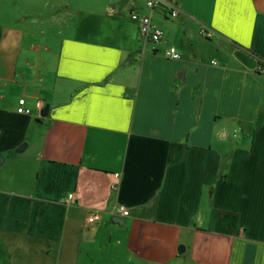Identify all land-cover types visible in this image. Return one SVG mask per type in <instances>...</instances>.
I'll use <instances>...</instances> for the list:
<instances>
[{
    "label": "crops",
    "instance_id": "1",
    "mask_svg": "<svg viewBox=\"0 0 264 264\" xmlns=\"http://www.w3.org/2000/svg\"><path fill=\"white\" fill-rule=\"evenodd\" d=\"M163 1L0 0V264H264V0Z\"/></svg>",
    "mask_w": 264,
    "mask_h": 264
},
{
    "label": "built area",
    "instance_id": "2",
    "mask_svg": "<svg viewBox=\"0 0 264 264\" xmlns=\"http://www.w3.org/2000/svg\"><path fill=\"white\" fill-rule=\"evenodd\" d=\"M146 4L150 9H155L158 7L161 8L166 6L169 7V5L165 3L163 0H146ZM179 14L180 12L174 7V9L171 10L170 15L175 19L179 16ZM131 18L139 22L140 24L139 31L142 37H144L145 39L151 42H155V43L161 42L162 38L164 37V31L152 20L150 16H143L141 14H138V12H134L132 13ZM201 33L205 34V36L208 37L211 36V34L209 32H206L205 30H201ZM165 55L169 58H172L173 60H180L182 57L181 53L174 46H169L165 51ZM259 68L260 71L264 73V65H260ZM26 104H27L26 97H22L19 100L17 112L19 114H26L30 116L33 115V110L30 107H28ZM45 105H46L45 101L39 99L35 107L38 111H42ZM118 176L119 175H116V177ZM114 188H116V186H114ZM70 198L71 199L73 198V194H70ZM114 213L121 214L123 217H127L130 215V210L127 207L122 206L121 204L115 208ZM101 216L102 214L99 212L90 213V215L87 217V221L91 224H96L101 220Z\"/></svg>",
    "mask_w": 264,
    "mask_h": 264
},
{
    "label": "water",
    "instance_id": "3",
    "mask_svg": "<svg viewBox=\"0 0 264 264\" xmlns=\"http://www.w3.org/2000/svg\"><path fill=\"white\" fill-rule=\"evenodd\" d=\"M49 109H50V106L49 105H45L44 106V108L42 109V111H41V115L43 116V117H48V115H49ZM39 121H42V119L41 120H39ZM25 147V146H24ZM24 148H21L20 150H23ZM4 161H5V157L4 156H1L0 157V164H2V163H4ZM118 220H121L122 218L120 217V216H117L116 217ZM123 220V219H122Z\"/></svg>",
    "mask_w": 264,
    "mask_h": 264
},
{
    "label": "rangeland",
    "instance_id": "4",
    "mask_svg": "<svg viewBox=\"0 0 264 264\" xmlns=\"http://www.w3.org/2000/svg\"><path fill=\"white\" fill-rule=\"evenodd\" d=\"M0 167H2V168H3V167H6V165L2 163V164H0ZM13 167H14V164H12L10 168H12V169H13ZM11 171H12V170H11ZM5 172H6V171H5Z\"/></svg>",
    "mask_w": 264,
    "mask_h": 264
}]
</instances>
